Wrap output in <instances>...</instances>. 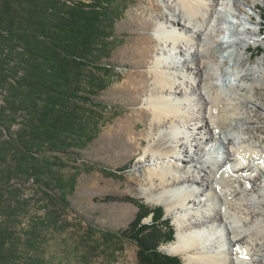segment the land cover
Returning <instances> with one entry per match:
<instances>
[{
    "label": "bare ground",
    "instance_id": "obj_1",
    "mask_svg": "<svg viewBox=\"0 0 264 264\" xmlns=\"http://www.w3.org/2000/svg\"><path fill=\"white\" fill-rule=\"evenodd\" d=\"M165 1L167 15L141 26L155 28V38L137 32L152 43L137 51L151 85L134 81L144 97L141 117L149 119L147 131L137 134L144 153L136 166L148 175L143 194L149 202H164L175 217L176 238L164 248L182 254L183 264H263L264 181L260 190L255 186L264 179V136H257L264 133V58L252 63L264 40L258 38L263 22L259 31L247 26L260 22L245 6L258 3ZM248 62L254 66L245 67ZM215 150L224 152L223 164Z\"/></svg>",
    "mask_w": 264,
    "mask_h": 264
},
{
    "label": "trees",
    "instance_id": "obj_2",
    "mask_svg": "<svg viewBox=\"0 0 264 264\" xmlns=\"http://www.w3.org/2000/svg\"><path fill=\"white\" fill-rule=\"evenodd\" d=\"M115 2L0 0V264H49L54 216L40 211L53 194L70 207L61 153L77 156L99 132ZM136 204L116 233L136 241L141 264H183L161 249L175 240L164 208Z\"/></svg>",
    "mask_w": 264,
    "mask_h": 264
},
{
    "label": "rangeland",
    "instance_id": "obj_3",
    "mask_svg": "<svg viewBox=\"0 0 264 264\" xmlns=\"http://www.w3.org/2000/svg\"><path fill=\"white\" fill-rule=\"evenodd\" d=\"M155 1L159 3L160 11H154L150 0H116L115 2L111 17L112 57L104 60V64L109 69L100 74L107 87L100 94L105 107L99 112L102 117L99 132L91 144L77 156L59 154L66 163L61 171L57 170L56 176L68 185L72 183L73 190L67 196L70 207L63 206L59 202L58 194H53L45 200L46 207L49 208L48 212L40 211L42 216L49 213L54 216L51 223L55 228L48 236L49 264H141L136 241L122 238L116 233L127 228L134 219L139 211L136 203L145 204L149 208L162 206L165 211L164 217L170 219L176 238L175 217L167 215L164 202H149L147 196L143 194V187L148 183L147 169L141 170L136 166L139 153L140 155L144 153V147H138L140 135L137 134L147 131L149 119L143 120L141 117L144 97L139 95L142 91H137L134 81L140 84L141 88L146 85V88H149L151 85V79L147 76L149 68L145 66L146 62L141 63L137 54V51L142 50L145 42L139 36L148 34L155 38V28L144 30L141 26L146 20L161 21L169 12L165 0ZM256 1L258 7L255 9L245 6L252 13V17L254 14L253 18L260 22L258 25L252 21L247 23V26L259 31L264 16V0ZM259 34L261 36L258 38L263 39L264 21ZM221 36L223 37L224 34ZM145 43L152 46L150 42ZM257 47L260 50L256 49L252 63L254 60L257 62L260 58H264V40H260ZM154 48L157 49L156 46ZM254 49L255 45L251 50ZM247 54L249 55L250 52ZM233 61L234 56L226 61V65L223 66L224 72L231 69ZM249 66L254 64L248 62L245 65V67ZM142 76L144 83L141 82ZM220 89L225 91L226 87L220 85ZM228 92L232 91L228 90ZM262 96L264 99L263 94ZM259 113L262 114L263 119L259 126L264 128V112L259 110ZM132 132L136 135L134 136ZM257 136H264L263 131H259ZM165 138L168 140L170 136L166 135ZM167 142L168 145H173L172 140ZM192 150L188 152L191 155ZM263 181V178L256 179L255 187L258 190H260L258 185L263 186ZM23 193L25 196H31L33 191L26 190ZM107 196L113 198L108 200ZM144 221L150 222V218ZM108 230L116 236H106L104 233ZM170 243L162 245L161 249L167 252L164 247ZM176 255H180L184 263L183 255Z\"/></svg>",
    "mask_w": 264,
    "mask_h": 264
},
{
    "label": "water",
    "instance_id": "obj_4",
    "mask_svg": "<svg viewBox=\"0 0 264 264\" xmlns=\"http://www.w3.org/2000/svg\"><path fill=\"white\" fill-rule=\"evenodd\" d=\"M151 217H152V215H151Z\"/></svg>",
    "mask_w": 264,
    "mask_h": 264
}]
</instances>
